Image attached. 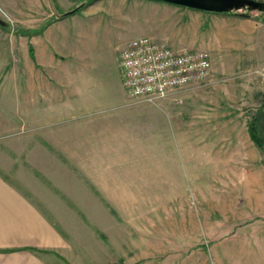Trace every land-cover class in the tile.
I'll return each instance as SVG.
<instances>
[{
    "label": "rangeland",
    "instance_id": "obj_1",
    "mask_svg": "<svg viewBox=\"0 0 264 264\" xmlns=\"http://www.w3.org/2000/svg\"><path fill=\"white\" fill-rule=\"evenodd\" d=\"M163 3L0 0V177L32 206L0 264H264V42L210 50L209 76L166 96L111 98Z\"/></svg>",
    "mask_w": 264,
    "mask_h": 264
},
{
    "label": "crops",
    "instance_id": "obj_2",
    "mask_svg": "<svg viewBox=\"0 0 264 264\" xmlns=\"http://www.w3.org/2000/svg\"><path fill=\"white\" fill-rule=\"evenodd\" d=\"M162 8L163 13L156 17V30L148 34L158 42L165 43L177 50H189L193 47L190 43L196 41L202 44L201 49L212 52L240 49L246 46L238 44L241 42L253 43L252 47L255 46V43L260 45L264 42L260 34L261 28H264L262 22L253 16L238 11H204L169 2H164ZM142 33L145 34V31ZM113 62L111 81L114 96L111 98L114 101H120L122 100L120 95L126 90L122 84L119 63ZM31 209V204L25 200L22 201L19 194L9 186L6 187L4 179L0 177V249L10 248L5 245L6 233H15L16 230L11 228L15 223L19 224L17 220L20 218L21 211L30 214ZM33 212H35L34 209ZM6 224L8 228L11 225L7 231ZM24 224L26 225L25 222ZM8 240H14V238H8Z\"/></svg>",
    "mask_w": 264,
    "mask_h": 264
},
{
    "label": "built area",
    "instance_id": "obj_3",
    "mask_svg": "<svg viewBox=\"0 0 264 264\" xmlns=\"http://www.w3.org/2000/svg\"><path fill=\"white\" fill-rule=\"evenodd\" d=\"M119 67L126 92L153 100L206 79L212 55L204 49L177 50L148 36L128 40L121 50Z\"/></svg>",
    "mask_w": 264,
    "mask_h": 264
},
{
    "label": "water",
    "instance_id": "obj_4",
    "mask_svg": "<svg viewBox=\"0 0 264 264\" xmlns=\"http://www.w3.org/2000/svg\"><path fill=\"white\" fill-rule=\"evenodd\" d=\"M212 12L262 11L264 0H160Z\"/></svg>",
    "mask_w": 264,
    "mask_h": 264
},
{
    "label": "trees",
    "instance_id": "obj_5",
    "mask_svg": "<svg viewBox=\"0 0 264 264\" xmlns=\"http://www.w3.org/2000/svg\"><path fill=\"white\" fill-rule=\"evenodd\" d=\"M54 1V0H52ZM55 8L57 9V11H59L58 7L55 6ZM260 13H264L262 11H258ZM243 14H246V15H250V16H253L255 18L258 19V16H254L250 13H243ZM258 125L256 123V121L253 119L252 121L249 122V132H250V136L252 138V140L260 147L264 150V136L260 135L259 131H258Z\"/></svg>",
    "mask_w": 264,
    "mask_h": 264
}]
</instances>
